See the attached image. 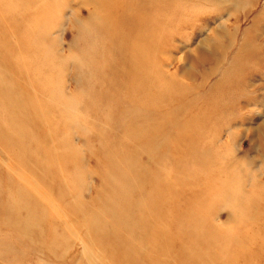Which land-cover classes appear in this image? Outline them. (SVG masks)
Instances as JSON below:
<instances>
[{"label":"rangeland","instance_id":"rangeland-1","mask_svg":"<svg viewBox=\"0 0 264 264\" xmlns=\"http://www.w3.org/2000/svg\"><path fill=\"white\" fill-rule=\"evenodd\" d=\"M108 1L0 0V264H264V0Z\"/></svg>","mask_w":264,"mask_h":264},{"label":"bare ground","instance_id":"bare-ground-1","mask_svg":"<svg viewBox=\"0 0 264 264\" xmlns=\"http://www.w3.org/2000/svg\"><path fill=\"white\" fill-rule=\"evenodd\" d=\"M96 1V0H95ZM107 2H109L108 0H99V7L101 8H107L108 7V3ZM97 4V3H96ZM106 18V17H105ZM104 20H106V19H104ZM2 21V20H1ZM100 21H103V19H100ZM133 72V71H132ZM129 130V129H128ZM127 130V131H128ZM185 152H187V153H189L190 154V156H192V161H194V162H198V165H200V166H203L206 162L203 160V158H201V156L199 157L198 156V154L197 153H195V152H197L196 150H194V149H191L190 148V146H188L187 148H186V151ZM121 159H124V158H122L121 157ZM125 160V159H124ZM122 161V160H121ZM190 161V160H189ZM208 166V165H207ZM190 167V166H189ZM198 167V166H197ZM130 169V168H129ZM197 169V168H196ZM186 170V169H185ZM185 170L183 171V172H185ZM190 171V170H189ZM193 171V170H192ZM204 171V170H203ZM182 172V173H183ZM211 172V171H210ZM188 173V172H187ZM208 173V172H207ZM214 173V172H213ZM220 174V173H219ZM204 175V174H203ZM208 175H209V173H208ZM183 176V178H184V180L185 181H187V182H184V180H183V178L181 177V180H182V182L183 183H185V184H188V185H184L183 183V186H184V188H189L188 186H189V184L190 183H192V182H189L187 179H186V175H182ZM210 176V175H209ZM191 177V176H190ZM190 177H188V179H191ZM208 177V176H207ZM207 177L205 178V179H207ZM219 177V176H218ZM204 178V177H203ZM209 178V177H208ZM211 178V177H210ZM198 179H199V177H198ZM181 180H179V181H181ZM221 181V180H220ZM225 183V182H224ZM206 184H208V183H206ZM223 186V185H222ZM210 189H212V190H215L216 188H217V185H216V188L214 187V186H212L211 185V187L210 186H208ZM204 188H205V186H204ZM203 188V189H204ZM215 188V189H214ZM191 189H193V188H191ZM222 189H224V188H222ZM227 190V189H226ZM204 192V191H203ZM215 192V191H214ZM206 193H208V192H206ZM126 197H128V196H126ZM127 207L129 208V206H128V204H127ZM125 209V208H124ZM189 216V215H188ZM120 222H123V223H125V217L123 218V217H121L120 218ZM189 223L191 222V221H188ZM134 223H132V224H126L127 225V228H129L130 229V227L132 228V227H134V225H133ZM187 224V223H186ZM195 241V240H194ZM127 260V259H126ZM128 261V260H127Z\"/></svg>","mask_w":264,"mask_h":264}]
</instances>
